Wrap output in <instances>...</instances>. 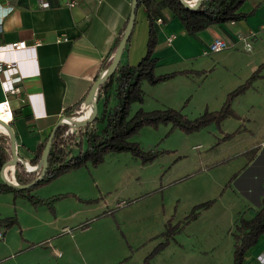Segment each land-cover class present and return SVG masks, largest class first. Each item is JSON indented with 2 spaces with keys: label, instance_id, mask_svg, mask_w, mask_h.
I'll use <instances>...</instances> for the list:
<instances>
[{
  "label": "crops",
  "instance_id": "crops-1",
  "mask_svg": "<svg viewBox=\"0 0 264 264\" xmlns=\"http://www.w3.org/2000/svg\"><path fill=\"white\" fill-rule=\"evenodd\" d=\"M47 1L49 9H43L40 0H0V12L5 11L4 7L13 8L3 22L0 47L20 42L27 45V49L17 52L0 50V64H14L15 72L11 77L20 78L14 84V93H6L0 81V103L6 99L11 103V126L17 137V152L28 168L38 167L32 166L36 153L68 112L81 106L82 116L90 109L86 105L87 98L100 76L104 61L112 53L130 18L133 5V0ZM241 11L251 15L246 20L212 26L190 36L181 21L164 6L163 0H155L151 14L158 32L154 52L159 61L156 74L162 76L184 71L192 74L179 75L156 86L144 82V102L132 106L131 116L141 109L146 112L174 109L184 112L189 118L200 117L205 111L221 110L228 95L264 64V0H248ZM149 33V14L141 6L137 10L136 24L121 65L137 66L142 61L147 54ZM172 37L175 38L169 42ZM217 39L224 40L229 48L205 54ZM242 66L245 67L243 71ZM222 69H226V75L216 85H208V80ZM237 70L241 71L240 75L234 73ZM198 93L201 95L192 102ZM253 94H257V102L251 100L245 103L254 98ZM115 103L112 100L111 106ZM98 109L99 115L102 106L98 105ZM234 110L241 120L227 119L222 130L225 135L239 129L241 132L208 156L207 163H210L211 169L203 164L202 159L199 163L195 161V167L206 166L199 170L200 174L196 177L202 178L200 182L208 185L205 193L195 198L192 205L212 200L215 203L202 210L196 220L178 233L174 240V264H232L235 241L230 234L233 236L236 221L240 216L252 219L262 208L264 76L239 97ZM84 128L74 132L78 134ZM4 133L0 130V134L6 135ZM155 143H151L149 149ZM86 147L87 139L83 138L81 146L73 147V154H79ZM162 160L164 163H161ZM135 162L141 166L138 160ZM168 162L160 159L147 167L164 169ZM86 169L85 181L96 190L99 187L98 171L90 167ZM76 173L60 177L33 192L40 200L72 195L66 201L57 202L54 210L46 205H34L13 193H0V221L8 218L17 220L12 228L0 225V230L4 232V239L0 240V264H67L65 249L60 247L63 240L68 238L74 242L76 237L72 234L65 236L71 232L66 223L75 221L84 211L80 200L90 198L86 196ZM6 174L12 179L15 172L8 167ZM160 178H164L162 170L143 183L155 184L156 188L161 185L155 190L154 198L162 196L165 201L167 190L163 189L164 179L160 181ZM0 183H3L2 179ZM145 194L135 197L136 200L142 199ZM158 211L162 212L160 205H150L145 215L157 214ZM185 216L176 221L183 222L188 215ZM166 220V216L161 215L156 222L157 233L165 229ZM73 254L69 252L70 260ZM263 259L264 235L247 252L244 264H264ZM171 261L169 258L168 264Z\"/></svg>",
  "mask_w": 264,
  "mask_h": 264
},
{
  "label": "trees",
  "instance_id": "trees-1",
  "mask_svg": "<svg viewBox=\"0 0 264 264\" xmlns=\"http://www.w3.org/2000/svg\"><path fill=\"white\" fill-rule=\"evenodd\" d=\"M185 1L189 2L192 0ZM247 1L204 0L196 10L188 9L182 0H163V4L181 21L187 33L190 36H195L212 26L246 20L251 14H245L241 9ZM154 2L155 0H138V8L144 6L149 14L150 33L147 54L137 66L120 64L116 72L99 88L97 100L98 105L102 106V111L95 121L86 126L84 131L80 130L81 132L78 134L73 132L67 135V132L71 130L69 127L59 128L51 149L46 177L26 189L15 188L6 183H0V193H13L15 196L29 200L34 205L42 204L54 210V205L57 202L70 198L72 195H61L47 200H40L33 192L49 185L66 173L84 168L88 164L98 167L103 164L106 155L110 153H130L135 158L141 160L144 165L154 162L161 154L159 151H145L138 143L131 141V137L144 127L151 126L158 128L162 124H171L173 128H180L187 134H191L199 132L212 124L222 129L223 123L230 118L241 120V117L233 108V102L245 95L255 82L262 78L261 72L264 69V64L254 72L250 79L228 95L223 107L219 111H206L196 119H190L182 111L174 109L152 112H146L141 109L131 116L132 106L135 103L142 104L144 102V92L142 90L144 82L156 86L179 75L192 74L190 71L162 76L156 74L159 61L154 57L158 42V32L151 14V6ZM128 22L120 33V37L116 41L112 53L104 61L100 75L112 65L113 57L124 37ZM112 100L116 102L114 106H111ZM80 116L81 106L77 107L74 111L68 112L65 118H77ZM239 132H241V129L232 134H226L224 142L230 141ZM83 138L87 139V147L83 150L81 149L79 154L74 155L73 147L81 146ZM47 143L48 140L40 146L35 159L32 161V166L40 165ZM11 160L10 138L0 134V170ZM41 173V170L29 173L26 167L19 163L16 166L15 178L20 186H28L34 183ZM214 203L215 201H209L196 206L182 224H188L196 220L202 210L212 207ZM172 221L169 220L166 225V232L163 234L166 242L160 248L166 247L171 240H175V237L179 233V228L182 224L174 227L172 226ZM2 224H5L8 228H12L17 224V220L15 218H8L1 220L0 225ZM262 235H264V200L261 210L252 219L240 216L236 221L233 232L235 244L232 264H244L247 252L258 244ZM147 261L146 264H148Z\"/></svg>",
  "mask_w": 264,
  "mask_h": 264
},
{
  "label": "rangeland",
  "instance_id": "rangeland-1",
  "mask_svg": "<svg viewBox=\"0 0 264 264\" xmlns=\"http://www.w3.org/2000/svg\"><path fill=\"white\" fill-rule=\"evenodd\" d=\"M243 64L246 63L243 62ZM241 68L242 71L245 69L244 66ZM226 73V69H222L218 74H213L214 77L208 80V85H216ZM234 73L240 75L241 71L237 70ZM261 76L262 78L255 83L263 79L264 69ZM200 95L196 94L192 102L197 101ZM256 95L254 98L246 100L245 103L248 104L251 100L257 102L256 97L258 96ZM238 99L233 102V108ZM260 102H262L261 99ZM182 113L186 115L184 112ZM197 117L199 116L195 115L190 119ZM224 138L223 130L214 124L191 134H187L180 128H173L171 124H162L158 128L147 126L133 135L131 141L138 143L145 151H159L161 154L154 162L144 165L141 160L130 153H110L106 155L103 164L98 167L88 164L84 168L62 175L61 177H64L77 172V177L82 181L86 196L90 197L80 200L84 211L77 219L66 223L71 232L66 233L65 236L70 237L72 234L74 238L76 237L74 242H70L68 238L62 241L60 248L65 249L67 264H113V262H119L117 264H146L147 260L148 264H168L169 258L172 259L171 264H174V239L166 247L160 248L166 242L163 237L166 225L169 220H173L172 226L177 227L183 223H178L177 219L185 215L189 216L196 206L201 205V203L194 206L192 204L195 198L200 197L207 190L208 183L200 182L202 178L196 177L200 174L199 170L206 166L195 167L194 165L202 159L203 164L211 169L212 166L207 163V158L219 150L220 146L224 144ZM153 142L156 143L150 150L149 146ZM196 146L201 147L194 150L193 147ZM160 159L169 161L164 169L163 167H147ZM136 160L140 162L141 166L135 162ZM161 163L164 161L162 160ZM88 167L98 171L96 175L99 187L96 190L85 181L87 180L85 175H87L88 169L86 168ZM158 170L164 172L165 187L163 189L167 190L165 201L162 196L154 198L155 190L160 189L161 185L156 188L155 184V186H150L143 183L146 178L154 177ZM0 179H2L1 172ZM144 192L151 193L145 194ZM142 194H145L142 196L143 198L136 200L135 197ZM68 199H63V201ZM120 203L122 204L120 205ZM154 204L158 207L160 205L162 212L145 215L150 205ZM161 215L166 216L167 220L165 229L157 233L158 229L155 224ZM190 223L182 224L179 233ZM230 237L233 239L232 234ZM69 252L74 253L71 260L68 256Z\"/></svg>",
  "mask_w": 264,
  "mask_h": 264
},
{
  "label": "water",
  "instance_id": "water-1",
  "mask_svg": "<svg viewBox=\"0 0 264 264\" xmlns=\"http://www.w3.org/2000/svg\"><path fill=\"white\" fill-rule=\"evenodd\" d=\"M203 1L204 0H197L195 5H191L189 2L182 0L183 4L188 9H191V10L198 9L201 6ZM137 10H138V0H133L132 11H131V15L129 18L128 26H127L126 31L124 33V37H123V39H122L114 57H113V63L108 70H106L105 72H103L100 75V77L98 78V80L96 81L94 86L92 87L90 94L87 98L86 105L90 106V108L93 109L92 118L89 120H86V121L79 120L80 117H77V118H65L64 117V118H62V120L58 123V125L53 129V132H52V134L48 140V143L45 147L40 165L37 168H28L25 166L27 172H29V173H35V172H38L39 170L42 171L40 177L37 178L34 181V183H32L31 185L20 186L16 181L15 174L13 175V178H15V180L13 178L9 179L7 174H6V170L8 167L12 168L13 172H15L17 164L21 163L24 165V163H22V161L18 155V152H17V137H16L14 130L11 126V123L7 124L5 121L0 119V125L5 127V129L7 130V133H4V134H6L10 138L11 152H12V160L9 161L8 163H6L3 166V168L1 169V175H2V179H3V183H6L11 187L26 189V188L33 186L38 181L43 180L47 175L51 149H52L53 142L55 140V137H56V134H57L59 128L69 127L70 129L75 130V129H80V128L86 127L95 121V119L97 118L98 113H99L98 100H97L99 88L116 72V70L118 69V67L121 63L122 56L125 52V49L128 45V42L130 40V37L133 33V30H134V27L136 24Z\"/></svg>",
  "mask_w": 264,
  "mask_h": 264
},
{
  "label": "built area",
  "instance_id": "built-area-1",
  "mask_svg": "<svg viewBox=\"0 0 264 264\" xmlns=\"http://www.w3.org/2000/svg\"><path fill=\"white\" fill-rule=\"evenodd\" d=\"M41 2V7L43 9H49L50 8V3L47 0H40ZM197 2V0H192L189 1V3L191 5H195V3ZM1 7V4H0ZM2 8V7H1ZM5 11L0 12V32L2 31V26H3V22L4 20L11 14V12L13 11L12 7H8V8H3ZM254 34V33H253ZM175 37H172L169 42H172L173 39ZM228 45L224 40L221 39H217L210 47L209 49L206 51L205 54L210 55L212 53H219L222 52L226 49H228ZM27 49V45L25 42H20V43H15L13 45H7L4 47H0V50H3L4 52H17L20 50H24ZM15 72V67L14 64L12 63H4V65L0 64V81L4 87V90L6 93H14L15 92V88H14V84L16 82H18L20 80V78L18 77H11L13 76ZM3 78H6L5 80ZM0 107H3V110L5 112L6 115L10 116V121L7 124L12 123L13 121V111L11 108V103L9 101V99H6L3 103H0ZM81 117V116H80ZM74 132V129H71L69 132H67L68 134H72ZM7 136V135H6ZM15 180V178H13ZM4 239V232L0 230V240ZM263 263H264V259H263Z\"/></svg>",
  "mask_w": 264,
  "mask_h": 264
},
{
  "label": "bare ground",
  "instance_id": "bare-ground-1",
  "mask_svg": "<svg viewBox=\"0 0 264 264\" xmlns=\"http://www.w3.org/2000/svg\"><path fill=\"white\" fill-rule=\"evenodd\" d=\"M93 116V109H88L84 115H82L79 120L81 121H86V120H89L91 119ZM9 117V118H8ZM0 119L9 123L10 121V116L6 115L4 110H3V107H0ZM0 130L4 131L5 133H7V130L5 129V127H3L2 125H0Z\"/></svg>",
  "mask_w": 264,
  "mask_h": 264
}]
</instances>
